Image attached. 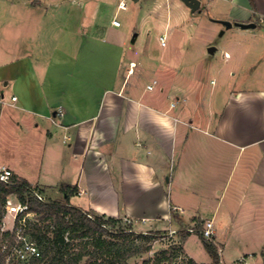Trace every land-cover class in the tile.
<instances>
[{
    "label": "crops",
    "instance_id": "obj_1",
    "mask_svg": "<svg viewBox=\"0 0 264 264\" xmlns=\"http://www.w3.org/2000/svg\"><path fill=\"white\" fill-rule=\"evenodd\" d=\"M120 1L0 0V165L47 193L75 188L73 206L143 232L177 229L155 227L174 215L211 221L221 264H264V0H199V15L224 6L210 22L233 25L219 36L238 30L194 46L186 23L166 32L169 52L157 39L153 62L129 55L159 0ZM133 11L129 37L113 21ZM205 71L217 77L209 93ZM154 80L168 86L150 91ZM192 236L190 258L212 263L188 250Z\"/></svg>",
    "mask_w": 264,
    "mask_h": 264
},
{
    "label": "trees",
    "instance_id": "obj_2",
    "mask_svg": "<svg viewBox=\"0 0 264 264\" xmlns=\"http://www.w3.org/2000/svg\"><path fill=\"white\" fill-rule=\"evenodd\" d=\"M12 179L13 186L0 181V234L7 199L15 196L23 203L28 202L31 209L37 213L38 221L32 224L30 235L42 249V258L32 264H131L132 259L151 253L153 242L161 236L159 231L136 234L132 226L126 224L122 218L107 217L73 206L70 200L75 195V188L62 185L59 190L63 200L42 202L32 197V184L15 175ZM40 192L44 193L45 190L40 189ZM174 219L180 225V242H186L192 235L187 231L190 227L179 216L174 215ZM110 227H117V230ZM195 229L212 258L210 264H221L214 239L208 240L203 236L201 224ZM107 235L112 239L106 240ZM76 240H81L80 248L73 251L71 247ZM182 251L181 246H171L156 252L152 258L143 260L141 264H175ZM85 257H89V262L82 263ZM0 264H6L3 256L0 257ZM185 264L203 263L188 258Z\"/></svg>",
    "mask_w": 264,
    "mask_h": 264
},
{
    "label": "rangeland",
    "instance_id": "obj_3",
    "mask_svg": "<svg viewBox=\"0 0 264 264\" xmlns=\"http://www.w3.org/2000/svg\"><path fill=\"white\" fill-rule=\"evenodd\" d=\"M127 4L129 7L130 1H127ZM214 7H215L214 12L208 13L207 11H205L201 15H199V12L197 14H194L193 16H196V17L199 15V19H200L198 21L199 23H196L194 21V19L191 20L190 17L188 19L185 18L184 9H183V7H180L176 4V0H159V2L155 3V5L152 6V8H150L149 15L146 18L147 19L146 20L147 26H146L145 34L143 32L141 38L139 39L140 40L139 42H136V41L134 42V45H133V50H134L133 55L134 56H131V54H130L129 57L130 58L134 57L138 61L139 60L141 61V59H142L144 62H153L154 57H151V56L147 57L146 53L148 52V50H150L152 48L153 44L156 45L157 39L162 34H164L166 32H171L172 34H174V31L176 32V30L183 27L186 23L188 24V26L190 25L188 30H191L190 29L191 27L198 25V34L196 35V41H198V42L193 41L192 44H194V46L196 44H198L197 46H202V44L206 43L208 40H212L210 42H212L214 46L220 45L221 42L229 41L231 38L232 32H235L238 29H237V27H234L232 30L227 31V33L225 35L219 36L220 32L222 31L223 25L219 24V23H212L210 21L212 19H214V20L218 19V18H215L216 15H220V13H222L223 11L225 12V10H224L225 8H224V6H220L217 3L214 4ZM170 9L173 12V16H175V18L172 20L169 18ZM186 10L192 16L190 9H186ZM134 12L135 11H133L129 14L121 13L118 15V18H116V20H119L121 22V25H122V23L124 24L123 28L127 29L128 33H129V37L133 36L135 30L140 29V26H138L139 19H138L137 13L136 12L134 13ZM219 20H221V19H218V21ZM141 22H143V20ZM166 34L168 36V33H166ZM191 36H193V35H191ZM167 43L169 44V37H168ZM138 45L143 46L141 53L137 51L139 49ZM203 46L205 47V44H203ZM170 49L171 48H169V45H168L166 51L169 52L168 50H170ZM161 50L162 49H159V47H157V49L153 50L152 54H154L155 56L167 58L165 56L166 52L161 51ZM192 53H193V55H194V53H195V55H200L201 52L198 51L197 53L196 52H192ZM204 57L201 59L198 57L199 60H197V62H206L205 61L206 57L205 58ZM130 58L126 57L124 62H127V60H129ZM216 59L220 61V62H218L219 64L222 63L220 60V52L219 51L217 53ZM155 61H156V59H155ZM167 61H168V59L164 60V62H167ZM147 79L148 78H146V80ZM204 79L206 80L205 89L208 93L211 90L216 89V86L211 85L212 79H215V81H217L215 71H211V72L205 71ZM161 85H163V84H160V86ZM163 86H168V83H167V85H163ZM163 86H161V87L163 88ZM156 90L159 91V86L156 88ZM42 195H43L45 201L63 200V195L60 192H54V193L44 192V193H42ZM76 202H78V201H76ZM85 211L90 212V210H85ZM124 222H126L125 219H124ZM126 224H130L132 226V229L134 230V232H136V234L150 233V232H143L145 229L140 227V226L134 225L132 223H127V222H126ZM185 224L188 227L194 229V232L192 233L193 236L190 238L189 243L187 244L188 250L196 258H198L200 260L199 262L210 263L212 261V258L210 257V255L206 251V249L203 247V245H202L203 243L201 244L202 241L196 233L197 229H195L197 227V225H199V224H201V226H203L204 221L197 220V221L191 222V223L185 222ZM155 227L167 228V229L170 227L171 228L177 227L176 230L179 231L180 225L178 222H174V226L169 225V224H166V225H163V224L158 225L157 224V226H155ZM111 229L117 230V227H114ZM152 232H158V231H152ZM159 232H161V236L153 242V251L149 254L144 255L143 257L132 259L130 261L131 264H135V263L141 264L143 262V260L148 259V258H152L156 252H160L164 249H168L171 246L183 247V251L180 253V257L175 261V264H185L186 263V261L188 260V258H190V256L187 253V250L185 249V243L186 242H183V243L180 242L181 241L180 234H177L174 237H169V235H168L169 231L162 230ZM105 239L106 240L112 239V237H108V235H107V236H105ZM68 242H70V241H68ZM80 242H81V240L74 241L73 245L71 247V250L77 251L80 248V245H79ZM218 250H219V254H220L221 250L219 248H218ZM229 259H232V258H229ZM227 261H228L227 263H229V264L233 263V261H231V260H227ZM85 262H89V257H85L83 259L82 263H85ZM246 262H249L250 264H255V263H252L251 261H248L245 259L244 260L242 259L235 264H245ZM258 264H260V263H258Z\"/></svg>",
    "mask_w": 264,
    "mask_h": 264
},
{
    "label": "built area",
    "instance_id": "obj_4",
    "mask_svg": "<svg viewBox=\"0 0 264 264\" xmlns=\"http://www.w3.org/2000/svg\"><path fill=\"white\" fill-rule=\"evenodd\" d=\"M119 9L126 10L127 2L122 0L119 3ZM113 24L117 27L121 26L119 20H114ZM168 36L166 33L159 37V42L162 47H167ZM228 56V54H226ZM135 63L131 64L133 68ZM133 71V70H131ZM159 86V82L154 80L147 86L148 90L153 91ZM174 106V105H173ZM62 113V112H61ZM13 171L7 166L0 165V181L13 186ZM32 197L37 198L39 201L45 202V199L40 192V189L36 185H32L31 190ZM81 195V194H79ZM90 218H93L91 214H88ZM127 223H132L131 220L125 219ZM37 213L33 211L28 202L23 203L19 201L15 196H11L7 199L5 204V213L1 221V234H0V257L5 258L6 264H32L33 261L42 258V249L34 241L30 235L31 226L37 223ZM188 232L193 233V228H188ZM201 233L203 236L212 240L215 235V227L213 222L205 221ZM148 234V233H145ZM179 234L178 230H170L169 237H174ZM245 264H250L246 262Z\"/></svg>",
    "mask_w": 264,
    "mask_h": 264
},
{
    "label": "water",
    "instance_id": "obj_5",
    "mask_svg": "<svg viewBox=\"0 0 264 264\" xmlns=\"http://www.w3.org/2000/svg\"><path fill=\"white\" fill-rule=\"evenodd\" d=\"M190 10L192 13L195 12H200L201 11V2L199 0H181ZM224 26H226V28H231L232 27V23L228 22V21H220ZM237 26L244 28V29H249V28H255L256 24L254 23H250V24H241V23H237Z\"/></svg>",
    "mask_w": 264,
    "mask_h": 264
}]
</instances>
